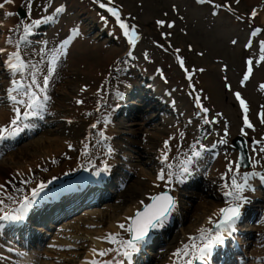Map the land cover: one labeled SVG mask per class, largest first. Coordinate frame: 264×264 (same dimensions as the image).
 I'll list each match as a JSON object with an SVG mask.
<instances>
[{
    "label": "rangeland",
    "instance_id": "374dc122",
    "mask_svg": "<svg viewBox=\"0 0 264 264\" xmlns=\"http://www.w3.org/2000/svg\"><path fill=\"white\" fill-rule=\"evenodd\" d=\"M0 3H4V0H0ZM100 4L117 10L120 20L128 25L129 30L131 31L134 27L135 31L140 33L142 39L134 52V61L127 57L129 45L116 18L111 13L103 11ZM20 8L27 12V0H14V3L5 4V7L0 10V29H2L0 30V49H4L6 45L12 47V52L16 51L15 44L19 42L23 34L22 26L19 31L16 29L22 21L31 23L45 11L57 14L58 8H62L63 11L57 15L68 10V18L63 25L58 24L56 31L51 32L52 35L49 33L47 37L39 39L37 44L34 43L31 46L21 44L20 51L24 56L30 55L26 49L29 48L31 54L36 53L35 61L39 58L44 60L37 65L40 69L37 76V78L40 77V82L47 74L48 61L52 56L58 58L54 73L58 83L54 81L53 84L56 91V104L52 108L54 111L58 110V116L51 117L39 130L23 136L16 143L6 144L0 141L2 143L0 216L8 211L11 205V202H7L4 207L3 200L7 199L6 195L11 194L9 184L20 170L25 172V178L20 184L22 188L25 187L23 196L53 176L60 177L72 169L82 168L84 163L82 152L86 153L91 143L92 146L89 149L98 147L96 143L101 142V140L95 141V135L98 132L91 126L95 123L104 126L106 121H109L112 109L108 110L107 107L111 106L117 91H123L128 84L138 83L135 79L138 69L145 68L152 75L155 72L160 73L158 77L162 81L176 87L175 97L180 102L182 114L181 117H173L174 119L165 118L163 115L162 119L157 120L154 114L144 108L140 119L122 117L115 121L118 126L121 124L124 128L123 132H126L123 135L117 134L120 137L115 136L114 140V144L120 143L127 148L125 153L127 160L121 157L122 152H118V158L123 164L117 166L116 175L119 176L112 177L114 181L119 179L122 187L116 190L114 197L94 209L98 215H103L102 224L83 226L82 231L68 230L64 232L66 235L54 237L51 240L52 243L63 240L70 246L61 248L57 252H51L48 249L46 252L52 258H42V264H78L81 258L87 257V252L91 249L90 236L104 240H108L109 236L116 237L118 241L130 239L129 234L119 227L121 224L125 225V229L128 227V216L123 222L117 224L116 232L110 231L109 222L112 217H115L112 221H121V217L128 208L142 201L144 196H141V191L136 196L133 193L139 172L150 169L148 178L142 180L139 177L138 180L142 181L140 186L142 190L146 189L150 192L149 197L155 196L166 187L164 186L166 183L157 185L153 181L158 176L157 167L160 160L159 162L154 160L153 166L149 163L159 149L164 148L163 153H167V163L173 165L171 171L180 174L184 166L182 161L191 155L193 146L195 145L196 151H200V145H203L204 150L201 155L193 159H204L203 157L210 159V164L204 167L205 174L202 171L205 178L198 182L201 185L206 183L205 187L208 186V190L201 188L199 191L194 189L181 191L185 195L184 197L182 195L181 205L186 207L182 211L186 214L173 230L163 236L162 240L166 243L162 242L160 245H164V248L158 247L149 263L175 264L179 256L173 254L182 250L184 245L190 244L191 241L188 238L180 244V241L176 240L169 246L174 235L182 228L187 229L193 226L194 217L198 216L201 220L206 218L200 226L201 229H207L208 226L210 230L213 229V222L218 218L215 210L229 205L226 201L230 198L225 197L226 189L223 185L231 183L233 173L228 172V167L231 165L235 169L238 162V152L232 148V141L239 136L248 141L253 167L248 171L240 169L237 180L240 182V176L244 173L250 174L242 196L244 200L248 198L254 200L250 201L253 205L252 211L255 213H249V221H246L242 227L243 233L247 235L243 236L240 242L248 247L243 257H237L242 260L246 258V264H264V202L253 198L256 194L255 186L262 188L261 186L264 185V179L259 180L260 175L264 177V153L259 152V148L264 146V123L261 122L262 114H264V88L261 87L264 85V60H261V56H264V50H262L264 49V0H238V2L237 0H211V3L206 2L203 5L195 0H111V2L109 0H32L30 17L27 15L23 20L17 16ZM253 12L256 13L255 16ZM7 13L14 15L8 16ZM158 21L163 23L158 24ZM94 22H100L102 31H106L111 36L110 40L98 34L94 29ZM169 24L173 26L169 28ZM256 29L260 31L253 35ZM4 30L11 31L4 32ZM65 30L68 35L67 40H64L66 35L60 34ZM39 32V27L34 28L28 40H33ZM57 36L60 37L57 38ZM9 38L12 42L5 43L9 41ZM113 38L116 40L114 41ZM247 43L252 44L250 49H245ZM177 57L182 59L186 69L194 74L192 81L201 92L203 105L209 109L208 120L215 123L204 124L203 119L198 118L193 94L189 92L183 74L178 68ZM4 58L3 51L0 53L2 65H4ZM249 60L252 61L250 74L247 63ZM245 75H248L247 80L244 79ZM2 76L6 77L4 73ZM5 80L7 79L0 77V82ZM0 87V128H5L9 127L15 118L12 111H9V105L4 101V89L8 88V83H0ZM84 89L88 90L85 91V95ZM237 93L240 100L247 104V119L253 126L252 129L245 126V113L240 100L237 99ZM15 107H19L23 112V107ZM132 122L144 125V130L131 136L125 129L127 124ZM154 126L158 128L152 131L154 135L147 134V130ZM217 134L225 136L226 143L223 147L213 146V142L218 140ZM126 135H130L133 139L132 144L125 142ZM165 141L168 142V152ZM30 143L32 145H28ZM151 152L154 154L152 155ZM10 157L11 159L7 161ZM85 160L89 161L87 158ZM42 165H44L43 168H41ZM131 165L139 168L136 175L128 168ZM162 166L167 173L169 170L166 165ZM254 171H260V174L251 175ZM150 177L153 179H149ZM165 179L167 180L168 177ZM172 182L178 183L176 177ZM15 195L14 203L21 198V195ZM106 204L114 207L111 210H105ZM82 214L68 217L70 220L67 223L81 226L79 217ZM209 220L212 223H209ZM200 228L190 237H199ZM201 244V242L198 243L199 246ZM76 247L82 249H76ZM121 260L122 255L116 261L120 263ZM111 261L115 262L113 258Z\"/></svg>",
    "mask_w": 264,
    "mask_h": 264
},
{
    "label": "snow or ice",
    "instance_id": "6c2138e0",
    "mask_svg": "<svg viewBox=\"0 0 264 264\" xmlns=\"http://www.w3.org/2000/svg\"><path fill=\"white\" fill-rule=\"evenodd\" d=\"M109 2H111V0H109ZM197 2L211 3V0H197ZM12 3H14V0H4V3H0V9H3L5 7V4H12ZM100 7L104 8L105 5L100 4ZM31 10H32V0H27L26 15H28L29 17L31 14ZM62 11H63L62 8H58L56 10L57 14L61 13ZM107 11L110 12L111 15L116 18L119 27L123 30L124 36L128 39V43L132 47H135L136 41L139 38L136 35L135 28L133 27L132 30L130 31L128 25L120 20V15L115 9L108 8ZM7 15L12 16L14 14L7 13ZM255 15L256 13L253 12V16ZM52 19L53 17L49 16V17H44L41 20H32L31 23H24L22 21L21 25L17 26L16 29L17 31H19L22 26L23 34L20 36L19 42L15 44L16 51L10 53L8 59L5 61V66L7 67L8 70L11 71L13 77H15L17 74L23 76L25 69L29 68L30 66L32 69H34V71L30 73L31 82L29 84L25 85L24 83H21L15 78L11 80L12 87L8 90L9 101L12 102L13 105H22L25 111L23 112V114H21L19 107L14 108V111L16 113V118L11 121V125L9 127L0 128V141H3L9 137H13L18 133L19 128L16 126L19 121L28 120L30 117H39L40 119H43V115L44 112L46 111L47 103L50 100V97L48 95L49 80L56 71V62L58 58L56 56H52V58L48 61L47 74L43 76V82L41 85V83L38 82L37 79V74L40 72V69L37 67V65L34 64L30 65V62H26L22 58L20 50H21V44L27 45L30 43L28 37L32 35V30L34 28L39 27L43 23H48L52 21ZM157 23L162 24L163 22L158 21ZM172 26L173 25L171 24L168 25L169 28H171ZM259 31H260L259 29H256L253 31L252 34L256 35L257 32ZM8 42L9 43L12 42L11 38H9ZM233 43H236V41H233ZM3 51L4 49H0V53H2ZM177 51L179 50L177 49ZM128 55L131 56V52H129ZM177 60L180 64V67L184 68V61L179 57H177ZM261 60H264V56H261ZM247 63L249 65L248 72L250 74L252 61L249 60L247 61ZM185 71L187 72V69H185ZM187 79L191 81L192 79L191 74H188ZM244 79L247 80L248 75H245ZM261 87L264 88V85H262ZM18 95L24 98L18 99L17 98ZM236 96L237 99L240 100L239 93H237ZM77 103H82V101H77ZM240 104L245 111V117H244L245 126L251 128L252 125L249 123L246 115L247 107L243 100H240ZM196 106L200 109V112L205 114L208 112V109L203 107L202 104L200 103L199 96L196 97ZM202 119L204 124L215 123V121H209L206 116L202 117ZM261 122L264 123V114H262ZM92 127L95 128L96 125L93 124ZM241 131L243 134V129ZM100 135L103 136V133H100ZM225 135H227V133H225ZM181 136H183V133H181ZM219 143L224 144L226 143V141L221 139ZM165 148L168 149L167 141H165ZM200 149H201L200 151H196L194 145L191 155L188 156L185 161H182V164L184 166L181 169V175L189 171L187 165L192 163L194 157H199L201 155V152L204 150V146L200 145ZM253 151L255 152L256 149L254 148ZM108 152L109 154H111L112 150L109 149ZM259 152L264 153V146L259 148ZM244 159L245 158L242 155L240 157V161H244ZM248 159L249 161H251L253 158L249 157ZM167 160H168L167 153H162L161 163L165 164L169 171L165 173V170L162 168L157 176V179L161 181H165L166 184H171L173 177V172L171 171V169L173 165L167 163ZM241 167H242L241 162L236 163L235 169H233L231 165L228 167V172L233 173V175L231 177V183L230 184L225 183L223 187L225 189H229L224 192L225 197L230 198L226 201L229 204V206L220 209V220L219 222L213 225V227L216 229L215 233H213L211 230H205L202 228L199 230L201 233L199 237H189L191 243L185 244L182 250H178L176 253L173 254L175 256L183 255L185 257H188L184 261V264H194V261H199V262L204 261L207 258L208 254L211 252L212 248L216 244L223 242L222 233L228 230H233L232 226L240 216L239 209L244 200L242 193L245 191L246 186L248 184V180L250 178V174L244 173L242 176H240V182H238L237 176L239 175V170ZM166 175L168 177L167 180L165 179ZM181 175H176L177 182H182ZM251 175H255V174L253 173ZM45 187H46L45 184L43 183L40 184L37 189L33 190L32 200L25 198L23 202L20 204V207L14 210L13 215L0 216V220L22 219L24 213L28 210V208L31 207L33 201L35 200V197H37L39 193L44 190ZM149 199L151 200V203L145 205L142 211L138 210L135 213V218L132 219L131 224L126 229H125V225L123 224L119 225L121 229H124L129 234L130 239L124 241H118L114 236L108 237L109 243L121 244L124 250L118 254L125 257V259H130L131 253L138 250V246L141 243L145 242L150 230L162 227L164 225V223L167 221L168 217L170 216L171 211L175 207V202L173 198L168 194L167 189L163 193H160L155 196H150ZM143 203L144 202L141 201V204ZM209 223H212V221L209 220ZM197 241L201 242L202 246H199ZM93 251L95 252V250ZM97 254L100 256H104L107 253L99 252ZM92 264H96V262H92ZM109 264H111V262H109Z\"/></svg>",
    "mask_w": 264,
    "mask_h": 264
},
{
    "label": "bare ground",
    "instance_id": "6f19581e",
    "mask_svg": "<svg viewBox=\"0 0 264 264\" xmlns=\"http://www.w3.org/2000/svg\"><path fill=\"white\" fill-rule=\"evenodd\" d=\"M263 21H264V14H263ZM99 28H102V26H100ZM4 31L7 32V31H11V30H4ZM7 42L8 41H6L5 43H7ZM10 53H12V47H7L6 45H4V54H5L4 65H5V61L8 59ZM160 82L158 80L152 79V86L148 84L147 85V88L148 87H152L153 90H151V91H153L155 95L159 96V95H161V93H164L165 92V89H168V88L162 87L161 84H160ZM131 88H132L131 86H127L125 88V90H123V91H125V92L128 93V92H130ZM151 91H147L146 94H145L149 98H151V96H152V95H150ZM166 93H168V92H166ZM124 97H125V95L123 97H120L119 99H117V98L115 99L114 106H113L112 111H111V116H112L111 119L103 127L97 126L98 129L99 128L101 129V133H103V137H105V139H107V141L105 143V146H107V147H109L111 145L114 136H117L118 137V135H123L124 133H126V132H123L124 131V128L121 126V124H120V126H118L117 125L118 123L117 122L115 123V121H118L119 119H122L124 112L123 113H121V112L123 111V109H126L129 106H133V103H130V105L127 104ZM165 100L166 99H164L163 102ZM169 102H171V100H169ZM162 109H163L162 111H164V109H165V106L163 105V103H162ZM119 113H121L120 116L118 117L119 119L116 120L115 115H118ZM140 114H141V112L138 111V112H136L134 114L128 115V118L129 119H132L130 117H136V118H138V117H140ZM141 130H144V125L139 124V122L129 123V125L127 124V128L125 129V131H127V133H129L131 136H135ZM154 130H158V128L154 126L153 128L147 130V132H148L147 134H150L151 135V133H152V135H154V133L152 132ZM130 135H126L127 138H125V142L127 144H132L133 143V139L130 137ZM32 143H30L28 145H32ZM25 148H26V145L24 146V149ZM121 149L123 150L121 157H123L124 160H127L128 157L125 154L126 151H127V148L125 147V145H121ZM111 150H112L111 154L108 153V158H107L108 161H106V163L109 162L111 166H117L118 163L120 162V159L118 158V156L116 154V150H114V149H111ZM163 150H164V148L163 149L160 148L159 151L154 156V159H151L150 160V158L148 156V159L150 160L149 163L152 166L154 164V160H157V159L158 160H161V155L163 153ZM167 152H168V149H167ZM82 154H86V153L83 151ZM151 154L153 155L154 153L151 152ZM106 155H107V153H106ZM10 159H11V157L9 159H7V161H9ZM5 160H4V162H5ZM12 160H14L13 157H12ZM25 162H28V161H25ZM129 162H131V160ZM71 163L77 164L75 161H71ZM97 163H98V161H97ZM97 163H96V167H101ZM120 164L122 165L123 162L121 161ZM150 164H149V166H150ZM191 164H194V167H192V169H189V171L187 173H184L183 174L184 176H186L185 177V180H181L183 182L182 183L179 182V185H183V184H185L187 182H190V181H192V182H198V178L197 177H194V174H196L197 172H199V170H201V168L203 167V165L206 164V163L203 160H200V159L199 160H196V159H194ZM4 165H6V164L4 163ZM162 165H163L162 163H158V167L159 168L157 167V173H160V170L163 168ZM43 166L44 165H42L41 168H43ZM128 168L130 169V171L134 175H136L135 173H137L138 172V169H139L136 166H132V165L130 167H128ZM70 171H68L64 175H62L63 177L60 176L61 178H57V177L54 176V178H56V179L51 180L52 186H51V184L49 185V188L47 189L46 194L49 191H51L52 189H54V188H57V190L58 191H61V193H63V192H73V191H78V190L82 189V190H85V192H87V194L84 195V196H75L73 193H71L69 195V197H65L64 198L65 201H67L68 198L71 199V200H70V202H68V204H67L66 207L61 208V210H60L61 212H64V211H67V210H72V209H78V208H80V207L85 206L86 204H88L92 199H96L98 197V192L95 190L96 187H94L92 185V183H91V181L94 180L93 178H83V179H81L79 181L74 182L73 179L74 178H77L79 176H76V170L75 169H72ZM98 171H100V170H98ZM149 171H150V169H149ZM149 171L148 170H144L142 173L139 172V177L142 180H145L146 178H148L147 176H148V172ZM101 172H102V170H101ZM139 177H137V181L135 182V184L136 183L137 184H136V189L134 190L133 193H134V196H136L141 191L140 192L141 196H144L143 199H141V200L144 203H146V202L149 201V193L150 192H148L146 189L145 190H142L143 188L140 187L142 185V181L138 180V179H140ZM215 177H218V176H215ZM24 178H25V172H24V170H20L17 173V176L13 179V182H14L13 183V185H14L13 188H14L15 192H18V190L21 188L20 182L23 181ZM149 179H153V177H150ZM186 179H188V180H186ZM58 180H61V181H58ZM153 181L156 182V184H160L161 183V180H158L157 178L153 179ZM47 186H48V184H47ZM196 186H197V184H196ZM206 190H208V188ZM226 190H228V189H226ZM15 194L16 193H14V191H12V193H11V200H7V199H4L3 200L4 201V207H5V204L7 202H11L10 207H14V208L17 207V205L13 202L14 199L16 198V195ZM180 195L182 196V194H179V193L176 195V203H175L174 209L172 210L173 211L172 216H169V218L167 219V221H169L173 217L175 211L180 212V209L182 208V207H180V202H181V200H183V198H181ZM195 195H197V194H195ZM262 195H264V194L257 193L253 198H257V199L264 198V197H262ZM59 198H60V196L58 197V199ZM36 200L37 199L35 197V200L33 201L31 207L28 208V210L24 214L25 217H27V215H29V210L34 205H37L38 204V203H35ZM55 201L56 200H53V199H48L46 201H43L41 203V206L42 207L36 209V210H38L37 213L41 215L42 212H43L46 216H48L50 213L53 212V210L50 208L51 205L48 206V204H50L52 202H55ZM143 206H144V204L142 205L141 202H137L134 207L128 208L127 212L123 215V217H121V221H117V220L112 221L113 219H115V217L110 218V222H109V229H110V231H112V232L115 231L116 232V230H117L116 227H117V224L119 222H123L124 219L126 218V216H128V218L132 217L138 210H141V208H143ZM112 207H114V206L109 205V204H106L105 210H111ZM82 209H84L83 211L85 213L83 215V218L80 217V219H79L81 221V226H78V225H75V224L73 226V225H70L67 222H64L63 224H61V227L58 230H56L54 236L55 237H58V235H59V237L62 236L63 235V233L61 232L62 230L63 231H67V230L82 231V227L84 225L96 226L97 224L100 225V224H102L104 222L103 215H98V213H96L94 211L95 208H93V211H89L85 207L82 208ZM35 211L33 213H35ZM12 212H13V210L8 215H13ZM215 214L216 215L220 214V210L219 209L215 210ZM94 218H96V219L94 220ZM128 218H127V221H128ZM194 218H195V220H194L193 226L187 227V229L182 228L181 231H179L177 234H175L174 235V238L171 239V242H170V245L169 246H171L172 244H174V242H176V240H179L180 243L185 242L190 236H192V235H194L196 233L195 231L198 230L200 228V226H202V222H204L206 220V218H204L203 220H201L200 219V216L194 217ZM98 220H100V221L102 220V221L99 222ZM31 221H34V217L31 218ZM237 221L238 220H236V222ZM6 222L9 225L10 223L18 222V220H6ZM160 228H162V227H160ZM1 229H3V228H1ZM35 232L36 233L37 232H46V230L38 227V228H35ZM6 235L7 234L4 233V237ZM90 237H91V239H93L92 242L96 244V246L92 248V250H95V253H96L97 250H100V249H103V248H105L104 251L107 253L106 255L101 256L99 258H94L93 262H96V264H108L111 261L112 257H114L116 254H118L117 253V244L116 243H112V244H109V245L105 246L104 243H107V241H105V240L99 241L98 238H95L94 236H90ZM80 240H83V239H80ZM151 240L152 239L145 240V242L141 243L138 246V250H136V251L133 252L134 256L130 257V260L128 261V264H138L140 262V260L142 261L143 264H145V261H146L147 257L144 254V252H146V250L144 248H145V246L147 244H150L151 243ZM61 241H63V240H61ZM61 241L60 242H53V243L52 242L46 243L45 246H44V248H43V250L47 251L49 249L48 247H50L49 251H51V252H57L59 249L64 248L63 245H66L65 247H69L70 246L69 243H67L65 241H63V242H61ZM162 242L163 243H166L165 240H162ZM224 242H225V240L222 243L217 244V246L224 244ZM242 245H244V244H242ZM160 247H161V249H163L164 248V245H161ZM77 248L78 249H82L80 247H76V249ZM47 252L45 253L44 256L45 257H52ZM87 255H90V251L87 252ZM92 255H94V254H92ZM215 256H216V253L214 252L213 253V257H215ZM213 257H208V261H207L208 264H215V263H213Z\"/></svg>",
    "mask_w": 264,
    "mask_h": 264
},
{
    "label": "water",
    "instance_id": "95a60500",
    "mask_svg": "<svg viewBox=\"0 0 264 264\" xmlns=\"http://www.w3.org/2000/svg\"><path fill=\"white\" fill-rule=\"evenodd\" d=\"M234 146L240 152L239 161H240V157L243 155L245 159L244 161H240V162L242 163V165L248 166L249 160H248V150H247L246 141L242 138H238L234 141Z\"/></svg>",
    "mask_w": 264,
    "mask_h": 264
}]
</instances>
